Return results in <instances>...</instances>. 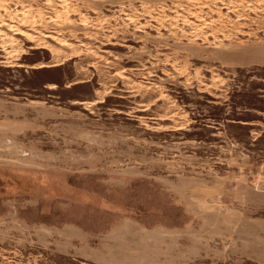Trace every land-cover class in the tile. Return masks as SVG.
<instances>
[{"label":"rangeland","instance_id":"1","mask_svg":"<svg viewBox=\"0 0 264 264\" xmlns=\"http://www.w3.org/2000/svg\"><path fill=\"white\" fill-rule=\"evenodd\" d=\"M0 264H264V0H0Z\"/></svg>","mask_w":264,"mask_h":264},{"label":"trees","instance_id":"2","mask_svg":"<svg viewBox=\"0 0 264 264\" xmlns=\"http://www.w3.org/2000/svg\"><path fill=\"white\" fill-rule=\"evenodd\" d=\"M231 120H233V121H235V122H237V121H238V122L241 121V120H239V119H235V120H234V119H231Z\"/></svg>","mask_w":264,"mask_h":264}]
</instances>
